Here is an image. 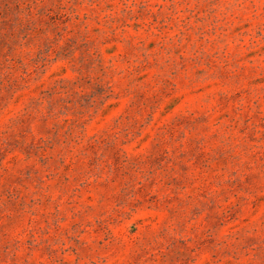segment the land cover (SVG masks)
<instances>
[{
    "label": "rangeland",
    "instance_id": "rangeland-1",
    "mask_svg": "<svg viewBox=\"0 0 264 264\" xmlns=\"http://www.w3.org/2000/svg\"><path fill=\"white\" fill-rule=\"evenodd\" d=\"M0 264H264V0H0Z\"/></svg>",
    "mask_w": 264,
    "mask_h": 264
}]
</instances>
